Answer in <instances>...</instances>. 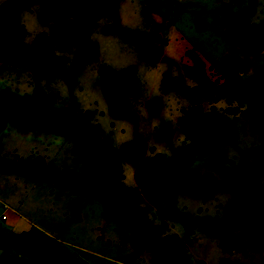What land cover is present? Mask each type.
Returning <instances> with one entry per match:
<instances>
[{
    "label": "rangeland",
    "instance_id": "obj_1",
    "mask_svg": "<svg viewBox=\"0 0 264 264\" xmlns=\"http://www.w3.org/2000/svg\"><path fill=\"white\" fill-rule=\"evenodd\" d=\"M236 19L264 30V0H0V82L31 93L41 68L56 108L95 111L97 143L126 155L120 184L189 264H264V52L229 40ZM82 169L72 142L0 121V238L30 232L66 264H155L77 187ZM0 264L45 263L0 248Z\"/></svg>",
    "mask_w": 264,
    "mask_h": 264
},
{
    "label": "trees",
    "instance_id": "obj_2",
    "mask_svg": "<svg viewBox=\"0 0 264 264\" xmlns=\"http://www.w3.org/2000/svg\"><path fill=\"white\" fill-rule=\"evenodd\" d=\"M229 40L247 53L264 52V30L244 27L240 19L234 20L227 29ZM35 70V87L31 93L20 94L0 82V121L20 132L51 134L73 143L83 160V169L79 176L78 188L86 190L108 209L113 218H124L132 226L130 240L140 252L150 253L155 264H189L184 242L177 236L159 239L152 230L161 231L149 222L145 210L138 206L137 191L120 184L122 163L126 161L123 151L108 140L99 145L95 133L98 126L94 123L95 111L80 112L75 108H56V101L43 89L39 74ZM253 96L258 98L261 86H264V74L255 76ZM259 100V99H258ZM252 109L256 106L251 104ZM259 113L264 116V103ZM210 151L203 145L202 155ZM230 177L229 174H227ZM255 187L258 182H255ZM264 221V214L260 218ZM1 230V227H0ZM174 243L175 245H171ZM0 248L11 249L19 255L40 259L45 264H66V257L57 254L47 243L30 232H8L0 238Z\"/></svg>",
    "mask_w": 264,
    "mask_h": 264
},
{
    "label": "crops",
    "instance_id": "obj_3",
    "mask_svg": "<svg viewBox=\"0 0 264 264\" xmlns=\"http://www.w3.org/2000/svg\"><path fill=\"white\" fill-rule=\"evenodd\" d=\"M4 126V125H3ZM5 129L7 130L8 129V127L5 125ZM225 261H227V262H234V261H231V260H225Z\"/></svg>",
    "mask_w": 264,
    "mask_h": 264
},
{
    "label": "flooded vegetation",
    "instance_id": "obj_4",
    "mask_svg": "<svg viewBox=\"0 0 264 264\" xmlns=\"http://www.w3.org/2000/svg\"><path fill=\"white\" fill-rule=\"evenodd\" d=\"M226 264H232L231 262H228V263H226ZM234 264V263H233Z\"/></svg>",
    "mask_w": 264,
    "mask_h": 264
},
{
    "label": "built area",
    "instance_id": "obj_5",
    "mask_svg": "<svg viewBox=\"0 0 264 264\" xmlns=\"http://www.w3.org/2000/svg\"><path fill=\"white\" fill-rule=\"evenodd\" d=\"M3 219H6V217H3Z\"/></svg>",
    "mask_w": 264,
    "mask_h": 264
},
{
    "label": "water",
    "instance_id": "obj_6",
    "mask_svg": "<svg viewBox=\"0 0 264 264\" xmlns=\"http://www.w3.org/2000/svg\"><path fill=\"white\" fill-rule=\"evenodd\" d=\"M210 142V141H209ZM206 145H208V144H206Z\"/></svg>",
    "mask_w": 264,
    "mask_h": 264
}]
</instances>
